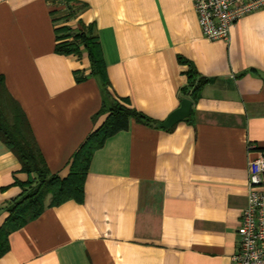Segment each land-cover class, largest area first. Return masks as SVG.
<instances>
[{
    "label": "crops",
    "instance_id": "obj_1",
    "mask_svg": "<svg viewBox=\"0 0 264 264\" xmlns=\"http://www.w3.org/2000/svg\"><path fill=\"white\" fill-rule=\"evenodd\" d=\"M74 1L0 0V76L52 174H69L115 101L160 123L187 98L190 115L169 128L131 119L106 138L83 200L48 195L0 264H232L248 159L264 154V9L222 41L203 35L192 0ZM82 26L100 42L105 90L84 47L56 48ZM191 67L207 80L194 97ZM20 167L0 139V227L31 179Z\"/></svg>",
    "mask_w": 264,
    "mask_h": 264
},
{
    "label": "trees",
    "instance_id": "obj_2",
    "mask_svg": "<svg viewBox=\"0 0 264 264\" xmlns=\"http://www.w3.org/2000/svg\"><path fill=\"white\" fill-rule=\"evenodd\" d=\"M64 1L69 7L75 5L74 0ZM64 29L67 28L64 27ZM91 32L92 27L82 26L72 34L74 36L71 41L61 42L56 48L63 53H80L79 46L84 47L90 58L92 73L100 79L105 90L109 81L105 73L100 42ZM187 74L188 84L182 92L185 96L194 97L207 80L198 77L196 70L192 67L188 69ZM107 113L108 116L103 124L85 138L80 148L74 152L69 165V174L65 178H60L47 168L25 112L7 90L4 78L0 76L1 143H4L17 157L21 164L20 169L31 175L30 181L24 185L22 194L7 204L9 216L0 227V256L9 250L8 234L30 220L36 219L44 210L48 195H50V205H59L68 200L77 202L83 200L84 178L89 169L88 165H90L93 152L104 144L106 138L119 131L127 130L131 119L150 126L160 124L142 112L117 101L108 108Z\"/></svg>",
    "mask_w": 264,
    "mask_h": 264
},
{
    "label": "built area",
    "instance_id": "obj_3",
    "mask_svg": "<svg viewBox=\"0 0 264 264\" xmlns=\"http://www.w3.org/2000/svg\"><path fill=\"white\" fill-rule=\"evenodd\" d=\"M203 35L227 40L230 27L264 9V0H192ZM247 204L237 228L232 264H264V154L248 159Z\"/></svg>",
    "mask_w": 264,
    "mask_h": 264
},
{
    "label": "water",
    "instance_id": "obj_4",
    "mask_svg": "<svg viewBox=\"0 0 264 264\" xmlns=\"http://www.w3.org/2000/svg\"><path fill=\"white\" fill-rule=\"evenodd\" d=\"M192 106V101L190 99L184 98L181 102L179 108H176L169 116L158 125L161 128H169L176 124V122L187 118L190 115V108Z\"/></svg>",
    "mask_w": 264,
    "mask_h": 264
}]
</instances>
